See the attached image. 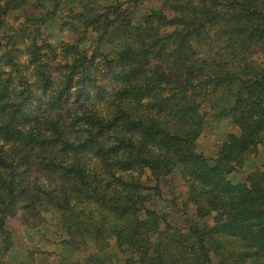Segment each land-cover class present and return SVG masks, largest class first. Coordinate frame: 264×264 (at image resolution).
<instances>
[{
    "label": "clouds",
    "instance_id": "obj_1",
    "mask_svg": "<svg viewBox=\"0 0 264 264\" xmlns=\"http://www.w3.org/2000/svg\"><path fill=\"white\" fill-rule=\"evenodd\" d=\"M0 9V264H264V0Z\"/></svg>",
    "mask_w": 264,
    "mask_h": 264
},
{
    "label": "trees",
    "instance_id": "obj_2",
    "mask_svg": "<svg viewBox=\"0 0 264 264\" xmlns=\"http://www.w3.org/2000/svg\"><path fill=\"white\" fill-rule=\"evenodd\" d=\"M2 11H4V10H3V9H0V12H2ZM22 13H24V10H23V9H22ZM145 62L148 63L149 61H145ZM155 67H156V68H160V67H162V65H161V64H157V65H155ZM169 74L171 75V73H169ZM160 75H161V76H164V73L161 72ZM37 99H38V98H37ZM261 235L264 236V233H261Z\"/></svg>",
    "mask_w": 264,
    "mask_h": 264
},
{
    "label": "rangeland",
    "instance_id": "obj_3",
    "mask_svg": "<svg viewBox=\"0 0 264 264\" xmlns=\"http://www.w3.org/2000/svg\"><path fill=\"white\" fill-rule=\"evenodd\" d=\"M23 10H24V13H28V12L30 11V10L27 9V8H24Z\"/></svg>",
    "mask_w": 264,
    "mask_h": 264
}]
</instances>
